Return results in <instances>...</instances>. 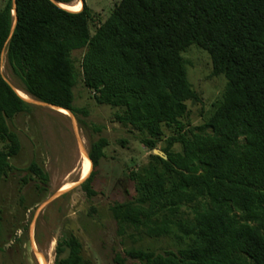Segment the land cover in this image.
Returning a JSON list of instances; mask_svg holds the SVG:
<instances>
[{"label": "trees", "instance_id": "trees-1", "mask_svg": "<svg viewBox=\"0 0 264 264\" xmlns=\"http://www.w3.org/2000/svg\"><path fill=\"white\" fill-rule=\"evenodd\" d=\"M73 1L8 0L0 11V183L21 151L9 121L31 110L3 75L4 54L22 92L76 114L72 54L84 50L83 82L96 103L115 109L116 121L136 130L149 149L165 144L167 159L152 155L132 175L135 202L111 210L120 232L168 238L175 249L132 248L129 258L264 264V0H122L94 34L84 0L80 12L59 6ZM193 45L209 55L212 75L227 81L198 126L189 120V103L202 100L182 57ZM107 146L101 138L90 148L93 172L81 185L90 198ZM29 170L39 188L48 183L38 164ZM115 262L125 261L118 255ZM55 264H85L73 235L58 244Z\"/></svg>", "mask_w": 264, "mask_h": 264}, {"label": "rangeland", "instance_id": "rangeland-1", "mask_svg": "<svg viewBox=\"0 0 264 264\" xmlns=\"http://www.w3.org/2000/svg\"><path fill=\"white\" fill-rule=\"evenodd\" d=\"M121 1L84 0L92 13V34ZM7 2L0 0V11ZM84 52L72 54L79 75L73 104L78 113L62 114L28 96L31 110L9 121L19 137L21 151L9 160L8 175L0 183V264H55L56 248L69 235L80 242L85 264H117L118 255L125 261L121 264H135L127 254L132 248L157 254L175 249L168 238L151 239L130 228L119 230L111 208L135 202L138 195L131 177L155 154L141 142L136 130L116 121L115 109L96 103L94 93L83 82ZM182 57L187 77L202 100L201 104L189 103V120L198 126L204 123L212 106L221 101L227 81L224 76L212 75L211 59L198 46L189 47ZM2 72L19 94L22 84L5 54ZM101 138L108 141V146L94 170L97 195L90 198L81 187L93 172V165L89 172L86 169V157L91 145ZM164 145L160 143L157 150ZM175 149L180 151L179 146ZM32 163L49 177L43 188L29 170ZM83 170L87 172L82 177Z\"/></svg>", "mask_w": 264, "mask_h": 264}, {"label": "bare ground", "instance_id": "bare-ground-1", "mask_svg": "<svg viewBox=\"0 0 264 264\" xmlns=\"http://www.w3.org/2000/svg\"><path fill=\"white\" fill-rule=\"evenodd\" d=\"M59 6L62 7L63 9H65V10H68V11H71V12H80V11L82 10V8H83V3H81V2H77V3H73V4H59ZM19 95H20L22 98H25V99L29 98L27 94H25V93H23V92H21V91H19ZM59 111H60L62 114H65V115L69 114L66 110H63V109H59ZM86 158H87V157H86ZM84 159H85V157H84ZM87 160L89 161L90 166L92 167V164H91L90 160H89L88 158H87ZM86 172H87L86 170H83L81 176H82V177L85 176L84 174H85ZM88 176H89V175H88ZM63 190H67V189L65 188V189H63Z\"/></svg>", "mask_w": 264, "mask_h": 264}, {"label": "water", "instance_id": "water-1", "mask_svg": "<svg viewBox=\"0 0 264 264\" xmlns=\"http://www.w3.org/2000/svg\"><path fill=\"white\" fill-rule=\"evenodd\" d=\"M51 1H53L54 3H56L55 2V0H51ZM83 2V1H82ZM13 15L14 16H16V11L14 10L13 11ZM15 24H16V18H15ZM26 100V99H25ZM52 108H55V109H57V110H59L60 108H56V107H53V106H51ZM63 110H65V109H63ZM67 112H69V113H71L70 111H68V110H66ZM154 154L155 155H157V156H159V157H161V158H163V159H167V156L163 153V152H161L160 150H154ZM88 159H89V157H87ZM90 160V159H89ZM90 175V174H89Z\"/></svg>", "mask_w": 264, "mask_h": 264}, {"label": "crops", "instance_id": "crops-1", "mask_svg": "<svg viewBox=\"0 0 264 264\" xmlns=\"http://www.w3.org/2000/svg\"><path fill=\"white\" fill-rule=\"evenodd\" d=\"M74 2V1H73ZM72 3V2H71ZM71 3H68V4H71ZM77 3V2H76ZM59 4H63V3H59ZM65 4V3H64Z\"/></svg>", "mask_w": 264, "mask_h": 264}]
</instances>
